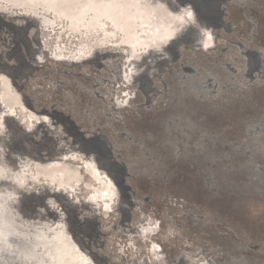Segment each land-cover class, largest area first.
<instances>
[{
  "label": "rangeland",
  "instance_id": "obj_1",
  "mask_svg": "<svg viewBox=\"0 0 264 264\" xmlns=\"http://www.w3.org/2000/svg\"><path fill=\"white\" fill-rule=\"evenodd\" d=\"M164 2L188 5L198 25L187 19L157 52L146 48L128 87L132 56L124 66L97 36L61 40L36 16L0 13V89L17 101L2 106L16 118L0 119V161L26 176L18 221H61L94 264H264V0ZM62 151L87 154L117 183L114 212L83 204V189L71 203L33 182Z\"/></svg>",
  "mask_w": 264,
  "mask_h": 264
},
{
  "label": "bare ground",
  "instance_id": "obj_2",
  "mask_svg": "<svg viewBox=\"0 0 264 264\" xmlns=\"http://www.w3.org/2000/svg\"><path fill=\"white\" fill-rule=\"evenodd\" d=\"M8 4L17 6L21 9V13H18L17 8L14 7L12 10L17 12L15 14L11 12V7L9 8ZM166 4L164 0H0V13L10 18L20 17V15L21 18H26L29 13V15L36 16L35 20L38 21V24L44 23L50 30L56 32L61 40L74 36L81 39L97 36L98 41L95 43L98 47H114L120 52L123 59L130 60V56H132L133 59L131 58L129 62L121 58L124 66L128 62L123 71L124 74L121 76L123 82L121 85L128 87L132 84L126 83L123 77L127 80L128 77L134 78L135 68L138 67L135 65L136 59L146 48L149 49V53H151L150 51L157 52V49H160L166 40L177 35L178 30L185 25L187 19L192 21L193 25H198V18L188 5L181 3L171 9ZM211 37L209 35V38L201 43V49H209ZM85 46L90 49L94 45L86 43ZM62 51L55 52L56 57L59 56L56 60H64L68 55V52ZM84 53L86 54V52ZM157 54H149V56L154 55L155 58ZM82 57L84 56L80 55L78 58ZM143 58L141 59L142 63L146 57L144 60ZM0 74L2 76V73ZM2 81L4 80L0 78V84L3 83ZM6 90L0 89V119L6 115V117L16 118V114L5 109L10 104L17 102L16 97ZM130 94L129 91H124L122 97L127 98V101L130 102L132 98ZM117 105H119L118 101H114L115 108ZM20 110L22 109L19 108ZM22 112H19L18 123L22 120L24 123H28L30 118L27 112L23 114ZM3 134L5 135V130ZM38 161L40 162V160ZM43 170H48L45 181L41 177L34 178L33 182L36 181V185H51V188L54 187L53 193H58L67 202L70 201V196L74 198L83 189L86 191L83 204H94L100 213L103 210L101 215L104 216L114 212L113 207H108V205L109 203L115 204L118 195L116 184L87 154L85 157H79L62 151L61 157L56 156L53 160L37 164L34 174ZM17 174L14 175L17 176ZM14 175L7 174L2 161H0V256L4 257L3 261L6 264H94L69 234V231L60 225L61 221L45 223L44 229L32 228L30 225L18 221L16 200L19 196L14 192V189L22 185L21 181L26 176L18 175L15 179ZM1 178L11 179V181L9 180L11 186L2 188L1 185L7 182L1 181ZM50 190L48 189L49 193H52ZM64 205L67 204L63 203ZM47 212L55 219L58 214L60 215L50 208H47ZM152 253L159 254L156 250H152Z\"/></svg>",
  "mask_w": 264,
  "mask_h": 264
},
{
  "label": "water",
  "instance_id": "obj_3",
  "mask_svg": "<svg viewBox=\"0 0 264 264\" xmlns=\"http://www.w3.org/2000/svg\"><path fill=\"white\" fill-rule=\"evenodd\" d=\"M185 1H189V0H185ZM168 40H166V42H167ZM165 42V43H166ZM116 184V190L118 191V189H117V183H115ZM69 202H71V203H73L74 202V199L73 198H71V196H70V201ZM63 218H64V216H63ZM65 219V218H64Z\"/></svg>",
  "mask_w": 264,
  "mask_h": 264
}]
</instances>
